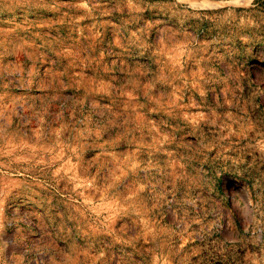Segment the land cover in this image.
Returning a JSON list of instances; mask_svg holds the SVG:
<instances>
[{"label": "rangeland", "instance_id": "1", "mask_svg": "<svg viewBox=\"0 0 264 264\" xmlns=\"http://www.w3.org/2000/svg\"><path fill=\"white\" fill-rule=\"evenodd\" d=\"M236 1L0 0V264H264V3Z\"/></svg>", "mask_w": 264, "mask_h": 264}, {"label": "bare ground", "instance_id": "2", "mask_svg": "<svg viewBox=\"0 0 264 264\" xmlns=\"http://www.w3.org/2000/svg\"><path fill=\"white\" fill-rule=\"evenodd\" d=\"M251 0H237L238 5L248 4ZM253 67V66H252ZM257 68V67H256ZM233 198V197H232Z\"/></svg>", "mask_w": 264, "mask_h": 264}, {"label": "trees", "instance_id": "3", "mask_svg": "<svg viewBox=\"0 0 264 264\" xmlns=\"http://www.w3.org/2000/svg\"><path fill=\"white\" fill-rule=\"evenodd\" d=\"M259 1H261V0H259ZM262 2L264 3V0Z\"/></svg>", "mask_w": 264, "mask_h": 264}]
</instances>
